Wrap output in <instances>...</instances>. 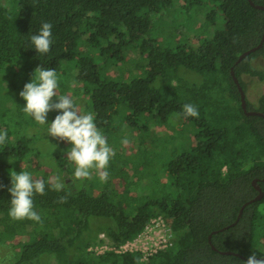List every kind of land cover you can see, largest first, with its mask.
<instances>
[{
  "label": "trees",
  "instance_id": "16d2710c",
  "mask_svg": "<svg viewBox=\"0 0 264 264\" xmlns=\"http://www.w3.org/2000/svg\"><path fill=\"white\" fill-rule=\"evenodd\" d=\"M177 1L0 0V131L7 132L6 143L0 145V184L5 186L0 188V252L8 242L13 245L8 256H0V264L246 262L219 251L264 258L254 250L264 198L246 207L238 221L243 206L259 194L256 179L264 191V118L246 114L232 76L234 69L246 95L250 86L245 76L264 79L254 68L259 58L264 59V45L237 63L261 43L264 11L249 0H182L179 6L186 13L206 6L212 9L209 22L218 16L223 27L198 46L178 32L164 48L162 40L170 31L159 33L158 25ZM253 1L264 6V0ZM44 22L53 26V43L47 54H40L31 36L38 34ZM179 37L187 42H177ZM38 66L56 70V91L65 87L67 73L70 83L86 88V113L95 115L101 131L110 128L122 107L130 110L132 127L138 126L142 116L155 115L160 123L178 120L194 129V141L180 148L184 151L165 167L167 181L161 182L165 188L159 195L144 197L136 182L125 188L114 182L115 177L124 176V157L110 160L106 182L94 175L95 170L90 179L76 180L75 165L64 155L68 150H58L48 124L29 130L34 120L29 117L21 127L26 102L19 93ZM184 70L201 81L184 77ZM185 104L194 105L199 117H185ZM248 104L250 110L264 113V93L255 104L248 99ZM57 114L50 112L47 123ZM140 154L148 156L146 150ZM38 158L53 161L50 172L63 180L65 188L52 190L53 178L48 179L46 172L31 174L45 181L46 194L33 197L41 221L13 220L8 215L10 170L19 173L21 163ZM65 196L66 202H60ZM159 216L171 220L173 244L147 262L139 251L97 255L89 249L98 238V227L106 228L103 233L113 241L126 244Z\"/></svg>",
  "mask_w": 264,
  "mask_h": 264
},
{
  "label": "rangeland",
  "instance_id": "374dc122",
  "mask_svg": "<svg viewBox=\"0 0 264 264\" xmlns=\"http://www.w3.org/2000/svg\"><path fill=\"white\" fill-rule=\"evenodd\" d=\"M179 3L181 4L182 0L177 1V5H174L170 14H168V16H166L158 25L159 33H162L164 30L168 31V33L170 31L165 39L162 40V46H164V48L169 47L170 40H172L173 36L178 34V32L183 33L184 38L188 40L192 39L193 45L198 46L201 44L202 40L209 38L211 34L213 35L216 29L223 27V19L218 16L215 17L213 22H209L207 15L211 13L212 9H209L207 6L206 9H192L189 13H186L179 6ZM184 38L180 39L179 37L177 42H187ZM254 68L264 74V59L259 58L255 62ZM183 73L184 74L182 75L186 78H193L198 82L201 81V79L195 76L193 72L184 70ZM69 77L70 75L67 73L65 75V87L57 91V96L67 95L71 97L81 114H85V104L88 100L86 88L81 85L70 83L68 81ZM245 80L249 82L250 86L247 97L251 103L255 104L258 98L264 93V79H252L249 76H245ZM130 115V110L126 107H122L119 110V113L114 117L110 128L102 130L109 145L114 149L117 160H122V157L126 160V163L124 164L126 167H122L123 170H121V173L124 176L122 178L115 177L114 182L121 184L123 188L136 182L134 184L140 188L138 193L144 197L152 195L154 192L159 195L161 189L165 188L161 182H163V180L167 181L165 167L174 157L184 151L179 150L180 148H186L190 145V142L194 141L195 131L186 123L178 120H173L168 123H160L159 118L155 115H148L146 117L142 116L139 119L138 126L132 127L128 121ZM29 117L30 116L24 115L23 119L19 120V122H21V127L26 124ZM29 123V130L43 127V125L38 124L35 120L30 121ZM124 137H127L129 140L127 145L121 143V140ZM54 141L60 145L58 150L63 147L66 148V150L71 148V145L65 141H60L58 139H55ZM176 142L179 144H176ZM145 150L148 152V156L141 157L140 153ZM64 155H66V153ZM138 159L140 161L147 160L149 164L141 165L139 163L136 164V162L132 163ZM129 160L132 162L130 163ZM51 167H53V161L38 158L31 160L30 163H21L19 169L21 171H28L34 176H41L46 172L48 174V179H50V177L53 178V173L50 172L52 171L50 169ZM94 175L99 177L98 173H94ZM259 216L264 218V205L260 208ZM261 218L256 224L254 250H258L264 254V219ZM104 229L106 228H97L96 237L97 234H99L98 238L89 247L90 251L94 254H101L114 250H138L143 252L146 258H149L153 252L170 246L174 239V235L162 232L156 233L159 232L160 229L153 228L152 233L148 234V239H146V241L144 240V246L140 242H137L127 246L126 249L123 250L110 240L105 233H103L105 232ZM103 238H105V240H103ZM149 239H153V242ZM12 246V242H8L5 245V248L0 252V256L2 258L8 256L7 254L12 251Z\"/></svg>",
  "mask_w": 264,
  "mask_h": 264
},
{
  "label": "clouds",
  "instance_id": "9594fccd",
  "mask_svg": "<svg viewBox=\"0 0 264 264\" xmlns=\"http://www.w3.org/2000/svg\"><path fill=\"white\" fill-rule=\"evenodd\" d=\"M52 24L42 23L38 34L31 36V43L37 53L47 54L53 43ZM59 87L58 75L55 69L36 67L30 82L25 83L19 95L26 102L23 112L32 117L40 125L48 124L49 136L65 141L71 145L66 158L75 165L74 177L77 180L90 179L95 170L99 179L106 182L109 177L107 168L115 156L114 149L109 145L106 136L97 127L95 115L91 112L81 114L73 99L67 95L57 96ZM55 98V99H54ZM56 111L51 123H47L50 112ZM185 117H199L198 109L192 104L183 106ZM7 140V132L0 131V145ZM121 143L127 145L129 140L124 137ZM11 163V161H9ZM11 193L8 215L13 220L29 219L41 221L40 215L34 210V195H45V181L33 179L28 171L17 173L10 170ZM50 188L56 192L64 190L65 184L59 176L49 181ZM0 184V188H4ZM67 197H61L60 202H66ZM10 258V256H9ZM245 264H264V258L258 259L255 253L247 258Z\"/></svg>",
  "mask_w": 264,
  "mask_h": 264
},
{
  "label": "water",
  "instance_id": "95a60500",
  "mask_svg": "<svg viewBox=\"0 0 264 264\" xmlns=\"http://www.w3.org/2000/svg\"><path fill=\"white\" fill-rule=\"evenodd\" d=\"M250 3L256 8V9H259V10H263L264 11V6L262 5H257L254 3L253 0H249ZM264 45V37L261 41V43L259 44V46L255 47V48H252L251 50L245 52L244 54H242L238 60L237 63H240L241 61H243L247 56H249L250 54L256 52L257 50L261 49ZM232 76H233V79L235 81V83L237 84L239 90H240V93H241V96H242V106H243V109L244 111L246 112V114L248 116H259V117H263L264 118V113L262 112H258V111H254V110H250L249 108V104H248V99H247V95L245 93V90L241 84V81L240 79L237 77L236 75V72L234 69H232ZM257 182L258 180L255 181V186H256V189L259 191V195L254 199L252 200L251 202H248L247 204H245L243 206V208L241 209L240 211V214H239V218H238V221L241 219V217L243 216V213H244V210L246 209L247 206H249L250 204L252 203H255V202H258V201H261L263 198H264V192L262 190V188L260 186L257 185ZM238 221L236 223H234L233 225H236L238 223ZM229 227H226V228H223L219 231H216L214 232V234H217L219 232H223V231H226L228 230ZM212 240V236H210V242ZM212 243V242H211ZM213 249L218 251V249L216 247L213 246ZM222 255H234V256H237L245 261H247V256H244L240 253H236V252H233V251H219ZM258 258V257H257ZM260 259V258H258Z\"/></svg>",
  "mask_w": 264,
  "mask_h": 264
},
{
  "label": "built area",
  "instance_id": "2783aa9c",
  "mask_svg": "<svg viewBox=\"0 0 264 264\" xmlns=\"http://www.w3.org/2000/svg\"><path fill=\"white\" fill-rule=\"evenodd\" d=\"M153 228H159L160 229V231L159 232H156V233H160V232H162V233H166V234H172V235H174V231H173V229H172V222H171V220H169V219H166L165 217H163V216H159V217H157V218H155V219H153L152 221H151V223H150V225L146 228V230L136 239V240H134V241H132V242H127L126 244H120V243H117V242H115V241H113L112 239H110L108 236V238L110 239V240H112L114 243H116L120 248H122L123 250H125L126 249V247L127 246H129V245H132V244H135V243H137V242H140L143 246L145 245V242H144V240L146 241V239H148V234H150V233H152V230H153ZM155 233V234H156ZM105 237V236H104ZM103 240H105V238H103ZM150 241H152L153 242V239H149ZM174 240V239H173ZM172 244H173V241H172ZM172 244L170 245V246H172ZM170 246H168V247H170ZM168 247H164V248H161V249H159V250H157L156 252H153L150 256H149V258L153 255V254H155V253H158L160 250H163V249H166V248H168ZM132 251H138V250H131V251H111V252H116V253H125V252H132ZM139 252H141V251H139ZM105 253H107V252H104V253H101V254H105ZM142 254H143V257H144V261H149V258H146L145 257V254L143 253V252H141ZM101 254H97V255H101Z\"/></svg>",
  "mask_w": 264,
  "mask_h": 264
},
{
  "label": "flooded vegetation",
  "instance_id": "af4514ba",
  "mask_svg": "<svg viewBox=\"0 0 264 264\" xmlns=\"http://www.w3.org/2000/svg\"><path fill=\"white\" fill-rule=\"evenodd\" d=\"M256 180H258V179H256ZM256 180H255V181H256ZM255 181H254V186H255ZM258 183H259V180H258V182H257V185L260 186ZM260 187H261V186H260ZM255 188H256V186H255ZM261 188H262V187H261ZM262 190H263V188H262ZM258 192H259V191H258ZM263 192H264V191H263ZM258 195H259V194H258ZM258 195H257V196H258ZM257 196H256V197H257ZM256 197H255V198H256ZM255 198H254V199H255ZM254 199H252V200H254ZM252 200H251V201H252ZM251 201H249V202H251ZM247 203H248V202H247ZM247 203H246V204H247ZM255 203H256V202H255ZM252 204H254V203H252ZM250 205H251V204H250ZM247 207H248V206H247Z\"/></svg>",
  "mask_w": 264,
  "mask_h": 264
}]
</instances>
